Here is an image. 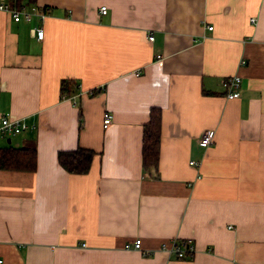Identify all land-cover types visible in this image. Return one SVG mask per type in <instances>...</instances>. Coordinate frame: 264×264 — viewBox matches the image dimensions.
Masks as SVG:
<instances>
[{
	"label": "crops",
	"instance_id": "obj_1",
	"mask_svg": "<svg viewBox=\"0 0 264 264\" xmlns=\"http://www.w3.org/2000/svg\"><path fill=\"white\" fill-rule=\"evenodd\" d=\"M3 1L36 11H0V117L29 126L0 149H35L36 168L0 169L2 264H264V0ZM158 108V165L144 170ZM79 147L91 165L70 174L57 153ZM177 239L192 257L158 249Z\"/></svg>",
	"mask_w": 264,
	"mask_h": 264
},
{
	"label": "trees",
	"instance_id": "obj_2",
	"mask_svg": "<svg viewBox=\"0 0 264 264\" xmlns=\"http://www.w3.org/2000/svg\"><path fill=\"white\" fill-rule=\"evenodd\" d=\"M61 96H68L72 89L69 81H62L60 84ZM149 121L144 124L142 131V167L144 170H156L159 155V140L161 115L160 109H151ZM93 151L90 149L77 148L70 151H59L57 163L68 173L86 174L88 172ZM36 150L33 148H6L0 149V169L31 170L36 168Z\"/></svg>",
	"mask_w": 264,
	"mask_h": 264
},
{
	"label": "built area",
	"instance_id": "obj_3",
	"mask_svg": "<svg viewBox=\"0 0 264 264\" xmlns=\"http://www.w3.org/2000/svg\"><path fill=\"white\" fill-rule=\"evenodd\" d=\"M0 11L8 12L12 19L16 22L20 21L21 18H23L26 21H31L34 17V13L36 9L32 7L29 11H26L24 9L16 10L10 7V5L7 2H4L3 0H0ZM107 7L101 6L99 8L100 14H106ZM43 18L42 15H36ZM253 21V19H251ZM209 30H212V26H208ZM34 33L37 39L41 40L43 39L44 31L41 28L34 29ZM148 41L153 40V36L151 34L147 37ZM245 61H241V64L243 65ZM220 84L225 90V98L228 100L236 99L239 97V89L241 87L240 83V77L238 75H232L230 78L222 79L220 81ZM65 97V96H64ZM111 115L106 112L103 115V121L102 125L103 127H107L111 123ZM29 128L28 124L24 122V120L21 119H13L9 116H1L0 117V134L3 136L10 137L11 135L20 134L22 132H25ZM214 138V131L213 130H204L203 133L200 135L198 139V144L202 149H207L209 146H211L213 143ZM189 164L196 170V172L199 173L201 162L196 160H190ZM200 174V173H199ZM201 175L197 176V179H200ZM141 239L135 238L132 242V247L137 250L142 249L141 245ZM128 247V245H126ZM161 251H165L170 255H174L176 257H192L193 254L196 251V248L194 246L193 241L189 239H183V240H172L169 242H162V244L158 248ZM0 264H2V259L0 258Z\"/></svg>",
	"mask_w": 264,
	"mask_h": 264
},
{
	"label": "rangeland",
	"instance_id": "obj_4",
	"mask_svg": "<svg viewBox=\"0 0 264 264\" xmlns=\"http://www.w3.org/2000/svg\"><path fill=\"white\" fill-rule=\"evenodd\" d=\"M23 133V132H22ZM22 133H20V134H17V135H21Z\"/></svg>",
	"mask_w": 264,
	"mask_h": 264
}]
</instances>
